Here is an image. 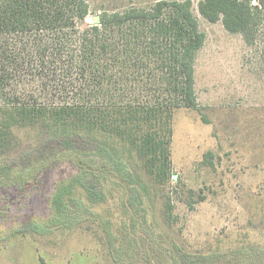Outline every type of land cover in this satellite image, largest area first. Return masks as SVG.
<instances>
[{"label":"rangeland","instance_id":"1","mask_svg":"<svg viewBox=\"0 0 264 264\" xmlns=\"http://www.w3.org/2000/svg\"><path fill=\"white\" fill-rule=\"evenodd\" d=\"M86 1L92 23L103 12L161 0ZM166 1H189L205 40L194 62L195 107L173 114L162 173L150 181L129 168L149 197L128 212L113 198L131 185L103 184L112 198L86 214L75 167L54 166L29 182L57 144L37 128L14 130L0 170L20 186L0 191V264H264V61L241 35L205 20L202 0ZM63 185L73 188L66 199H81L74 206L84 216H70L67 204V217H55L52 199Z\"/></svg>","mask_w":264,"mask_h":264},{"label":"trees","instance_id":"2","mask_svg":"<svg viewBox=\"0 0 264 264\" xmlns=\"http://www.w3.org/2000/svg\"><path fill=\"white\" fill-rule=\"evenodd\" d=\"M198 12L241 35L264 61V0H202ZM88 15L86 0H0V152L14 130L37 128L58 152L29 182L54 166L75 167L86 214L112 198L103 187L111 183L131 185L113 199L132 212L149 187L129 168L150 181L162 173L173 114L195 107L194 62L205 36L189 1L103 12L98 25L86 23ZM4 169L0 191L18 188ZM66 186L52 199L55 217H67V204L70 216H84Z\"/></svg>","mask_w":264,"mask_h":264},{"label":"water","instance_id":"3","mask_svg":"<svg viewBox=\"0 0 264 264\" xmlns=\"http://www.w3.org/2000/svg\"><path fill=\"white\" fill-rule=\"evenodd\" d=\"M100 23V17L99 16H94L92 18V24L98 25Z\"/></svg>","mask_w":264,"mask_h":264}]
</instances>
